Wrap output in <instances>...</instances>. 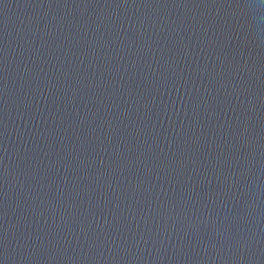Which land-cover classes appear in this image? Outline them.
<instances>
[{"label":"water","instance_id":"water-1","mask_svg":"<svg viewBox=\"0 0 264 264\" xmlns=\"http://www.w3.org/2000/svg\"><path fill=\"white\" fill-rule=\"evenodd\" d=\"M100 54L264 179V0H47Z\"/></svg>","mask_w":264,"mask_h":264}]
</instances>
